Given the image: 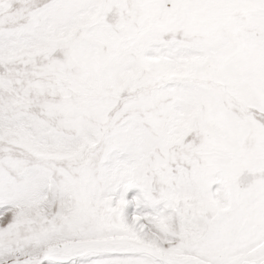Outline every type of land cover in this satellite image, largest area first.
<instances>
[{"label": "snow or ice", "instance_id": "snow-or-ice-1", "mask_svg": "<svg viewBox=\"0 0 264 264\" xmlns=\"http://www.w3.org/2000/svg\"><path fill=\"white\" fill-rule=\"evenodd\" d=\"M0 264H264V0H0Z\"/></svg>", "mask_w": 264, "mask_h": 264}]
</instances>
